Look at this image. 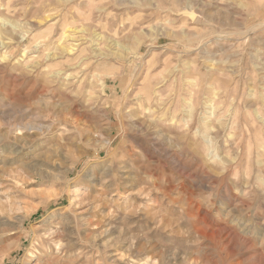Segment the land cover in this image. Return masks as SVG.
I'll use <instances>...</instances> for the list:
<instances>
[{"label": "rangeland", "instance_id": "374dc122", "mask_svg": "<svg viewBox=\"0 0 264 264\" xmlns=\"http://www.w3.org/2000/svg\"><path fill=\"white\" fill-rule=\"evenodd\" d=\"M0 264H264V0H0Z\"/></svg>", "mask_w": 264, "mask_h": 264}]
</instances>
